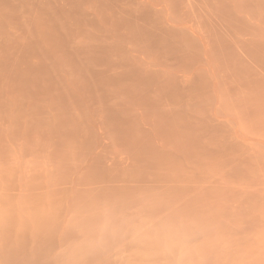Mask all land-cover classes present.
<instances>
[{
    "label": "rangeland",
    "instance_id": "obj_1",
    "mask_svg": "<svg viewBox=\"0 0 264 264\" xmlns=\"http://www.w3.org/2000/svg\"><path fill=\"white\" fill-rule=\"evenodd\" d=\"M260 22L218 52L238 56L181 58L153 40L145 0H0V264L16 246L24 264H264Z\"/></svg>",
    "mask_w": 264,
    "mask_h": 264
},
{
    "label": "crops",
    "instance_id": "obj_2",
    "mask_svg": "<svg viewBox=\"0 0 264 264\" xmlns=\"http://www.w3.org/2000/svg\"><path fill=\"white\" fill-rule=\"evenodd\" d=\"M153 40L170 43V56L235 57L223 53L244 35L262 32L264 0H145ZM264 31V30H263ZM171 50V49H170Z\"/></svg>",
    "mask_w": 264,
    "mask_h": 264
},
{
    "label": "bare ground",
    "instance_id": "obj_3",
    "mask_svg": "<svg viewBox=\"0 0 264 264\" xmlns=\"http://www.w3.org/2000/svg\"><path fill=\"white\" fill-rule=\"evenodd\" d=\"M1 26H2V25H1ZM2 31H3V30H2ZM7 43H8V41H7ZM9 44H11V43H9ZM11 46H12V45H11ZM14 46H15V45H14ZM6 48H8V47H6ZM12 48H13V47H12ZM219 54H220V53H219ZM217 88H218V87H217ZM123 92H124V91H123ZM252 92L254 93V91H252ZM252 92H251V93H252ZM263 93H264V92H263ZM249 95H252V94H249ZM255 95H256V94H255ZM252 96H253V95H252ZM260 96H261V95H259V98H260ZM256 97H257V96H256ZM263 99H264V98H263ZM253 100H254V99H253ZM251 101H252V100H251ZM251 101H250V102H251ZM259 101H261V100H259ZM255 102H257V101H255ZM259 103H260V102H259ZM263 106H264V105H263ZM53 107H54V106H53ZM60 107H61V106H60ZM60 107H59V108H60ZM256 107H259V106H256ZM59 108H58V109H59ZM62 108H63V107H62ZM261 108H262V107L260 106L259 109L261 110ZM54 109H55V108H54ZM255 109H256V108H255ZM67 111H68V110H67ZM253 111H254V110H253ZM255 111H256V110H255ZM25 112H26V111H25ZM250 112H251V111H250ZM254 113L256 114V112H254ZM58 114H59V113H58ZM67 114H68V113H67ZM256 115H257V114H256ZM54 116H55V115H54ZM70 116H71V114H70ZM57 117L59 118V116H57ZM60 117H61V116H60ZM62 117H63V114H62ZM14 118H15V117H14ZM14 118H13V119H14ZM65 118H66V117H65ZM72 118H73V117H72ZM66 119H67V118H66ZM69 119H70V118H69ZM69 119H68V120H69ZM76 119H77V118H76ZM17 120H18V118H17ZM53 120H54V119H53ZM62 120H63V119H62ZM62 120H61V121H62ZM73 120H74V119H73ZM258 120H259V119H258ZM64 121H65V120H64ZM70 121H71V120H70ZM15 122H16V121H15ZM55 122H56V121H55ZM55 122H54V124H55ZM62 122H63V121H62ZM77 122H78V121H77ZM77 122H76V124H77ZM17 123H18V122H17ZM17 123H16V124H17ZM60 123H61V122H60ZM68 123H69V122H68ZM70 123L74 124V122H70ZM79 123H80V121H79ZM16 124H15V125H16ZM48 124H49V123H48ZM48 124H47V125H48ZM50 124L54 125L53 122L50 123ZM58 124H59V123H58ZM61 124H62V123H61ZM61 124H60V125H61ZM63 125H65V124H63ZM78 125H79V124H78ZM18 126H19V125H18ZM81 126H82V125H81ZM51 127H52V126H51ZM58 127H59V126H58ZM73 127H74V125H73ZM76 127H77V126H76ZM76 127H75V128H76ZM18 128H19V127H18ZM60 128H61V127H60ZM14 129H15V128H14ZM28 129H29V128H28ZM34 129H38V128H36V126H35V128H33L32 130H34ZM45 129H46V128H45ZM53 129H54V128H53ZM58 130H59V129H58ZM14 131H16V130H14ZM28 131H29V130H28ZM38 131H39V130H38ZM41 131L43 132V130H41ZM41 131H40V132H41ZM48 131H49V129H48ZM70 131H71V130H70ZM128 131H129V130H128ZM167 131H168V129H167ZM34 132H35V130H34ZM36 132H37V131H36ZM44 132H46V131L44 130ZM44 132H43V134H44ZM55 132H56V131H55ZM60 132H61V131H60ZM63 132H64V131H63ZM68 132H69V131H68ZM72 132H74V131H72ZM131 132H132V131H131ZM17 133H18V132H17ZM50 133H52V132H50ZM57 133H58V132H57ZM171 133H172V132H171ZM27 134H28V133H27ZM124 134H125V131H124ZM69 135H70V134H69ZM125 135H126V134H125ZM127 135H128V133H127ZM169 135H170V134H169ZM72 136H73V135H72ZM75 137H76V134H75ZM125 137H126V136H125ZM140 137H141V136H140ZM142 138H143V137H142ZM134 139H135V138H134ZM146 139H147V138H146ZM148 140H149V139H148ZM173 140H174V139H173ZM181 140H182V139H181ZM35 141H36V140H35ZM73 142H74V141H73ZM131 142H132V141H131ZM133 142H134V140H133ZM143 142H144V141H143ZM74 143H75V142H74ZM74 143H73V144H74ZM144 143H145V142H144ZM179 143H180V142H179ZM73 144H72V145H73ZM181 144H182V143H181ZM183 144H185V143H183ZM64 145H65V144H64ZM64 145H63V146H64ZM133 145H134V144H133ZM143 145H144V144H143ZM151 145H152V144H151ZM176 145H179V144H177V142H176ZM186 145H188V144H186ZM69 146H70V145H69ZM74 146H75V144H74ZM84 146H85V145H84ZM139 146H140V144H139ZM139 146H138V147H139ZM146 146H147V145H146ZM180 146H181V145H180ZM180 146H179V147H180ZM71 147H72V146H71ZM142 147H144V146H142ZM182 147H183V146H182ZM68 148H69V147H68ZM72 148H73V147H72ZM133 148H135V147H133ZM183 148H184V147H183ZM183 148H182V150H183ZM78 149H79V148H78ZM146 149H148V148H146ZM150 149H151V148H150ZM189 149H190V148H189ZM189 149H188V150H189ZM71 150H72V149H69L70 153L72 154ZM134 150H135V149H134ZM182 150H181V151H182ZM203 150H204V149H203ZM203 150H202V151H203ZM69 151H68V152H69ZM68 152H67V153H68ZM78 152H79V151H78ZM82 152H83V151H82ZM82 152H81V154H82ZM142 152H143V151H142ZM154 152H156V151H154ZM184 152H186V151H184ZM203 152H204V151H203ZM203 152H201V153H203ZM74 153H75V151H74ZM76 153H77V152H76ZM133 153H134V152H133ZM152 153H153V152H152ZM162 153H163V152H162ZM162 153H161V154H162ZM170 153H171V152H170ZM189 153H190V152H189ZM144 154H145V153H144ZM161 154H159V155H161ZM65 155H66V154H65ZM78 155H79V154H78ZM140 155H141V154H139V156H140ZM151 155H152V154H151ZM159 155H158V156H159ZM182 155H183V154H182ZM203 155H204V154H203ZM61 156H62V155H61ZM141 156H142V155H141ZM147 156H148V155H147ZM165 156H166V155H165ZM183 156H184V155H183ZM192 156H193V155H192ZM62 157H63V156H62ZM70 157H71V155H70ZM70 157H69V159H70ZM75 157H76V154H75ZM75 157H74V158H75ZM150 157H152V156H150ZM156 157H157V156H156ZM156 157H155V158H156ZM160 157H162V156H160ZM169 157H170V156H169ZM187 157H188V156H187ZM193 157H194V156H193ZM195 157H196V156H195ZM195 157H194V158H195ZM64 158H65V157H64ZM77 158H78V157H76V159H77ZM153 158H154V157H153ZM155 158H154V159H155ZM163 158H164V157H163ZM167 158H168V157H167ZM148 159H149V158H148ZM157 159H158V158H157ZM160 159H161V158H160ZM164 159H165V158H164ZM169 159H170V158H169ZM169 159H168V160H169ZM187 159H188V158H187ZM189 159H190V158H189ZM205 159H206V158H205ZM209 159H210V158H209ZM215 159H216V157H215ZM219 159H220V157H219ZM60 160H61V159H60ZM65 160H67V159L65 158ZM65 160H64V161H65ZM70 160H71V159H70ZM72 160H73V159H72ZM72 160H71V161H72ZM138 160H139V159H138ZM161 160H162V159H161ZM172 160H173V158H172ZM200 160H201V159H200ZM36 161H37V160H36ZM62 161H63V159H62ZM67 161H68V160H67ZM73 161H74V160H73ZM173 161H174V160H173ZM188 161H189V160H188ZM193 161H194V160H193ZM193 161H192V162H193ZM198 161H199V160H198ZM210 161H211V160H210ZM68 162H69V161H68ZM160 162H161V161H160ZM164 162H165V161H164ZM164 162H163V163H164ZM170 162H171V160H170ZM177 162H179V161H177ZM61 163H62V162H61ZM66 163H67V162H66ZM66 163H65V164H66ZM149 163H150V162H149ZM154 163H155V162H154ZM202 163H203V162H202ZM210 163H211V162H210ZM210 163H209V164H210ZM221 163H222V162H221ZM63 164H64V163H63ZM63 164H62V165H63ZM65 164H64V165H65ZM70 164H71V163H70ZM158 164H159V162H158ZM171 164H172V163H171ZM223 164H224V163H223ZM162 165H163V164H162ZM162 165H161V166H162ZM181 165H182V164H181ZM210 165H211V164H210ZM224 165H225V164H224ZM153 166H154V165H153ZM164 166H165V165H164ZM213 166H214V165H213ZM60 167H61V166H60ZM69 167H70V168H73V167H71V166H69ZM69 167H68L67 169H69ZM159 167H160V166H159ZM175 167H176V165H175ZM177 167H178V166H177ZM199 167H200V166H199ZM216 167H217V166H216ZM146 168H147V167H146ZM160 168H161V167H160ZM181 168H183V167H181ZM62 169H63V166H62L61 170H62ZM67 169H66V170H67ZM155 169H156V168H155ZM172 169H174V167H173ZM146 170H147V169H146ZM154 171H155V170H154ZM165 171H166V170H165ZM170 171H171V170H170ZM173 171H174V170H173ZM184 171H185V170H184ZM211 171H212V170H211ZM177 172H179V171H177ZM182 172H183V171H182ZM90 173H91V171H90ZM90 173H88V174H90ZM100 173H101V172H100ZM111 173H112V172H111ZM187 173H188V172H187ZM208 173H209V172H208ZM64 174H65V173H64ZM92 174H93V173H92ZM97 174H98V173H97ZM112 174H114V173H112ZM124 174H125V173H124ZM127 174H128V173H127ZM164 174H166V173H164ZM170 174H171V173H170ZM172 174H173V172H172ZM179 174H180V173H179ZM185 174H186V173H185ZM185 174H184V175H185ZM195 174H196V173H195ZM9 175H10V174H9ZM114 175H115V174H114ZM174 175H175V174H174ZM192 175H193V174H192ZM62 176H63V175H62ZM93 176H94V174H93ZM99 176H101V175H99ZM158 176H159V175H158ZM169 176H170V175H169ZM179 176H180V175H178V178L180 179ZM188 176H189V175H188ZM194 176H195V175H194ZM246 176H247V175H246ZM65 177H66V176H65ZM88 177H90V176H88ZM95 177H96V176H95ZM97 177H98V176H97ZM163 177H164V176H163ZM165 177H167V176H165ZM172 177H173V176H172ZM174 177H176V176H174ZM174 177H173V178H174ZM183 177H184V176H183ZM198 177H199V176H198ZM198 177H197V178H198ZM242 177H243V175H242ZM242 177H241V178H242ZM34 178H35V177H34ZM34 178H33V179H34ZM85 178H86V177H85ZM91 178H92V177H91ZM252 178H253V177H252ZM94 179H95V178H94ZM98 179H99V178H98ZM188 179H189V177H188ZM193 179H194V178H193ZM195 179H196V178H195ZM199 179H200V177H199ZM9 180H10V179H9ZM34 180H37V179H34ZM182 180H183V179H182ZM201 180H202V178H201ZM240 180H242V179H240ZM250 180H251V179H250ZM202 181H203V180H202ZM199 182H200V181H199ZM204 182H205V181H204ZM31 183H32V182H31ZM33 183H35V182H33ZM33 183H32V185H33ZM202 183H203V182H202ZM37 184H38V183H37ZM35 185H36V184H35ZM199 185H200V184H199ZM202 185H203V184H202ZM31 187H34V185L31 186ZM175 187H176V186H175ZM183 187H184V186H183ZM197 187H198V186H197ZM186 188H189V187H186ZM191 188H192V187H191ZM207 188H208V187H207ZM165 189H166V188H165ZM169 189H170V188H169ZM171 189H172V187H171ZM173 189H174V188H173ZM111 190H113V189H111ZM150 190L152 191V189H150ZM185 190H186V189H185ZM194 190H195V188H194ZM194 190H193V191H194ZM218 190H219V189H218ZM101 191H102V190H101ZM120 191H121V188H120ZM124 191H125V189H124ZM148 191H149V190H148ZM148 191H147V192H148ZM151 191H149V192H151ZM155 191H156V189H155ZM172 191H173V190H172ZM186 191H188V190H186ZM202 191H203V189H202ZM205 191H206V190H205ZM98 192H100V191H98ZM106 192H107V191H106ZM106 192H105V193H106ZM109 192H110V191H108V193H109ZM112 192H113V191H112ZM116 192H117V191H116ZM147 192H146V193H147ZM166 192H167V190H166ZM177 192H178V191H177ZM210 192H211V191H210ZM215 192H216V191H215ZM103 193H104V192H103ZM103 193H101V194H103ZM131 193H133V192H131ZM131 193H129V196L131 195ZM135 193H136V192H135ZM157 193H158V192H157ZM169 193H170V191H169ZM172 193H174V192H172ZM190 193H191V192H190ZM207 193H208V192H207ZM219 193H220V191H219ZM95 194H96V193H95ZM121 194H122V193H121ZM123 194H124V193H123ZM155 194H156V193H155ZM159 194H160V193H159ZM159 194H158V195H159ZM185 194H186V193H185ZM185 194H184V195H185ZM213 194H215V193H213ZM221 194H222V193H221ZM230 194H231V193H230ZM252 194H254V196H256L255 193H252ZM257 194H258V193H257ZM103 195H104V194H103ZM114 195L116 196V194L113 193V196H114ZM118 195H119V193H118ZM135 195H136V194H135ZM149 195H151V194H149ZM161 195H162V194H161ZM169 195H170V194H169ZM174 195H176V193H175ZM179 195H182V193L179 194ZM200 195H201V194H200ZM211 195H212V194H211ZM211 195H210V197H211ZM239 195H240V194H239ZM32 196H33V195H32ZM60 196H61V195H60ZM106 196H107V195H106ZM108 196L110 197V196H112V195H108ZM113 196H112V198L115 197V196H114V197H113ZM147 196H148V195H147ZM152 196H154V195H152ZM156 196H157V195H156ZM156 196H155V197H156ZM162 196H164V194H163ZM162 196H160V197L163 198ZM165 196H166V195H165ZM217 196H218V195H217ZM227 196H228V195H227ZM231 196H234V195H231ZM240 196H241V195H240ZM248 196H249V195H248ZM56 197L58 198V195H56ZM96 197H97V196H96ZM101 197H102V196H101ZM127 197H128V196H127ZM134 197H135V196H134ZM145 197H146V195H145ZM145 197H144V198H145ZM155 197H154V198H155ZM169 197L172 198V196H169ZM174 197H175V196H174ZM181 197H182V196H181ZM213 197H214V196H213ZM35 198H37V196H36ZM48 198L50 199L51 197H48ZM48 198H47V199H48ZM62 198H63V197H62ZM107 198H108V197H107ZM115 198H116V197H115ZM123 198H124V197H123ZM131 198H132V197H131ZM178 198H179V196H178ZM184 198H185V197H184ZM193 198H194V197H193ZM216 198L218 199L219 197H216ZM224 198H225V197H224ZM233 198H234V197H233ZM233 198H232V199H233ZM256 198H257V197H256ZM7 199H8V198H7ZM7 199L5 200V203H6ZM42 199H43V198H42ZM54 199H55V198H54ZM89 199H90V198H89ZM121 199H122V195H121ZM125 199H126V198H125ZM129 199H130V198H129ZM135 199H136V198H135ZM135 199H134V200H135ZM139 199H140V197H139ZM181 199H183V198H181ZM240 199H241V197H240ZM246 199H247V198H246ZM258 199H259V197H258ZM260 199H261V198H260ZM3 200H4V199H3ZM31 200H32V199H31ZM33 200H35V199H34V196H33ZM59 200H60V199H59ZM99 200H100V199H99ZM107 200H108V199H107ZM118 200H119V199H118ZM126 200H128V199H126ZM142 200H144V199H142ZM148 200H149V199H148ZM153 200H154V199H153ZM153 200H152V201H153ZM173 200H174V199H173ZM173 200H171V201H173ZM177 200H178V199H177ZM177 200H176V201H177ZM195 200H196V199H195ZM198 200H199V199H198ZM209 200H210V199H209ZM1 201H2V200H1ZM47 201H48V200H47ZM83 201H84V200H83ZM110 201H112V199H110ZM120 201H122V200H120ZM131 201H132V200H131ZM149 201H150V200H149ZM149 201H148V202H149ZM162 201H163V199H162ZM162 201H161V202H162ZM168 201H169V200H168ZM178 201H179V200H178ZM183 201H184V200H183ZM189 201H191V199H189ZM218 201H219V200H218ZM228 201L230 202V199H229ZM248 201H252V202H254L253 200H248ZM259 201H261V200H259ZM7 202H8V201H7ZM10 202H11V201H10ZM33 202H35V201H33ZM36 202H37V201H36ZM36 202H35V203H36ZM51 202H52V201H51ZM53 202H54V201H53ZM58 202H59V201H58ZM86 202H88V201H86ZM113 202H114V200H113ZM113 202H112V203H113ZM122 202H123V201H122ZM128 202H130V201H128ZM135 202H136V201H135ZM135 202H134V203H135ZM166 202H167V201H166ZM169 202H170V201H169ZM191 202H192V201H191ZM199 202H201V201H199ZM220 202H221V201H220ZM222 202H223V201H222ZM1 203H2V202H1ZM5 203H2V204L6 206ZM14 203H15L14 205H13V204H11V205H12V206H15V205L17 204L16 202H14ZM38 203H39V202H38ZM43 203H44V201H43ZM43 203H42V204H43ZM46 203H47V202H46ZM77 203H78V202H77ZM82 203H83V202H82ZM92 203H93V202H92ZM95 203H96V202H95ZM118 203H120V202H118ZM143 203H144V202H143ZM146 203H147V202H146ZM151 203H152V202H151ZM153 203H154V202H153ZM153 203H152V204H153ZM157 203H158V202H157ZM170 203H172V202H170ZM176 203H177V202H176ZM185 203H187V202H185ZM196 203H197V202H196ZM7 204H9V203H7ZM36 204H37V203H36ZM40 204H41V203H40ZM49 204H50V203H49ZM99 204H101V203H99ZM102 204H104V203H102ZM113 204H114V203H113ZM123 204H125V203H123ZM129 204H130V203H129ZM147 204H148V203H147ZM149 204H150V203H149ZM149 204H148V205H149ZM197 204H198V203H197ZM259 204H260V203H259ZM37 205H38V204H37ZM47 205H48V204H47ZM57 205H58V204L55 205L56 208H57V207H60V206H57ZM75 205H76V203H75ZM83 205H84V204H83ZM107 205H108V204H107ZM118 205H120V204H118ZM131 205H132V204H131ZM139 205H140V204H139ZM141 205H142V204H141ZM157 205H158V204H157ZM159 205H161V203H160ZM163 205H165V204H163ZM172 205H173V204H172ZM188 205H189V204H188ZM202 205H203V204H202ZM206 205H207V204H206ZM251 205H252V204H251ZM12 206H11V208H12ZM40 206H41V205H40ZM42 206H43V205H42ZM81 206H82V204H81ZM85 206H86V205H85ZM101 206H102V205H101ZM112 206H113V205H112ZM120 206H121V205H120ZM120 206H118V207H120ZM122 206H123V205H122ZM125 206H126V205H125ZM125 206H124V207H125ZM128 206H129V205H128ZM128 206H127V208H128ZM145 206H146V205H145ZM150 206L152 207V205H150ZM182 206H183V205H182ZM191 206H193V204H192ZM18 207H19V206H18ZM43 207H44V206H43ZM52 207H53V205H52ZM109 207H110V206H109ZM113 207H114V206H113ZM118 207H116V209H118ZM141 207H142V206H141ZM151 207H150V208H151ZM155 207H156V206H155ZM176 207H177V205H176ZM178 207H179V206H178ZM197 207H198V206H197ZM206 207H207V206H206ZM253 207H254V206H253ZM37 208H38V207H37ZM62 208H63V205H62ZM86 208H87V207H86ZM163 208H164V207H163ZM174 208H175V207H174ZM179 208H180V207H179ZM179 208H178V209H179ZM188 208H189V207H188ZM224 208H225V207H224ZM8 209H9V208H7V210H8ZM44 209H45V208H44ZM84 209H85V208H84ZM103 209H104V208H103ZM113 209H114V208H113ZM121 209H123V208H121ZM156 209H158V208H156ZM166 209H168V208H166ZM166 209H164V210H166ZM175 209H176V208H175ZM178 209H177V210H178ZM213 209H214V208H213ZM248 209H250V208H248ZM119 210H120V208H119ZM160 210H162V209H160ZM169 210H170V209H169ZM192 210H194V209H192ZM0 211H1V210H0ZM5 211H6V210H5ZM5 211H4V212H5ZM39 211H40V210H39ZM73 211H74V210H73ZM75 211H76V210H75ZM92 211H93V210H92ZM105 211H108V210L106 209ZM173 211H175V210H173ZM173 211H171L170 214H171ZM183 211H184V210H183ZM220 211H222V209H221ZM49 212H51L50 208H49ZM57 212H59V211H57ZM61 212H62V211H61ZM76 212H77V211H76ZM88 212H89V211H88ZM152 212H153V211H152ZM156 212H157V211H156ZM186 212H187V211H186ZM246 212L248 213L249 211L247 210ZM0 213H1V212H0ZM22 213H23V211H22ZM29 213H31V212H29ZM43 213H44V212H42V215H43ZM55 213H56V212H55ZM59 213H60V212H59ZM90 213H91V212H90ZM103 213H104V212H103ZM110 213H111V212H110ZM115 213H116V211L114 210V211H113V214H115ZM118 213H119V212H118ZM158 213H159V212H158ZM204 213H206V212H204ZM229 213H230V212H229ZM229 213H228V215H229ZM247 213H244V212H243V214H247ZM15 214H16V213H15ZM53 214H54V213H53ZM81 214H83V212H82ZM86 214H87V213H86ZM86 214H85V212H84V216H85ZM88 214H89V213H88ZM91 214H92V213H91ZM161 214H162V213H161ZM174 214H175V213H174ZM174 214H173V216H174ZM199 214H200V213H199ZM201 214H203V213H201ZM231 214H232V213H231ZM252 214H253V213H252ZM1 215H3V214L1 213ZM5 215H6V214H5ZM5 215H3V216L5 217ZM28 215H29V214H28ZM31 215H32V213H31ZM44 215H46V212H45ZM54 215H56L55 217H57V215L59 216V214H54ZM79 215H80V213H79ZM111 215H112V214H111ZM111 215H109V216H111ZM116 215H117V214H116ZM116 215H115V217H116ZM167 215H168V214H167ZM176 215H177V214H176ZM203 215H204V214H203ZM225 215H226V214H225ZM228 215H227V216H228ZM18 216H20V211H19ZM24 216L26 217L27 215H24ZM97 216H98V214H97ZM157 216H158V215H157ZM168 216H169V215H168ZM181 216H182V215H181ZM247 216H248V215H247ZM4 217H3V219H4ZM13 217H15V216H13ZM21 217L23 218V216H21ZM38 217H39V216H37L36 219H37ZM44 217H45V216H44ZM74 217H75V216H74ZM86 217H87V216H86ZM94 217H95V216H94ZM102 217H103V220H104V216H102ZM113 217H114V216H113ZM152 217H153V216H152ZM154 217H156V216H154ZM169 217H170V216H169ZM176 217H177V216H176ZM178 217H179V215H178ZM200 217H201V216H200ZM1 218H2V217H1ZM27 218H29V217H27ZM40 218H41V216H40ZM40 218H39V220H40ZM62 218H63V217H62ZM77 218H78V217H77ZM92 218H93V217H92ZM117 218H118V217H117ZM121 218H122V216H121V217L119 216L120 221H122ZM126 218H127V217H126ZM181 218H182V217H181ZM229 218H230V217H229ZM78 219L80 220V218H78ZM81 219H82V218H81ZM100 219H101V217L98 218V219L95 218L96 221H97V220L100 221ZM112 219H113V218H111V220H112ZM123 219H125V218H123ZM164 219H165V218H164ZM225 219L227 220V218H225ZM239 219H240V217H239ZM7 220H8V218H7ZM22 220H23V219H22ZM37 220H38V219H37ZM41 220H43V219L41 218ZM47 220H48V219H47ZM54 220H55V219H54ZM74 220H75V219H74ZM105 220H106V219H105ZM105 220H104V221H105ZM113 220H114V219H113ZM176 220H178V219L176 218ZM196 220H197V219H196ZM5 221H6V220H5ZM5 221H4V222H5ZM9 221H10V220H9ZM9 221H8V222H9ZM19 221H20V220H19ZM61 221H62V220H61ZM61 221H60V222H61ZM64 221H65V220H64ZM89 221H90V220H89ZM101 221H102V220H101ZM106 221H107V220H106ZM120 221H117V223L120 222ZM189 221H190V220H189ZM204 221H205V219H204ZM0 222H2V219L0 220ZM33 222H34V221H33ZM33 222L31 221V223H33ZM35 222H36V221H35ZM41 222H42V221H41ZM57 222H58V220H57ZM91 222H94V221H91ZM97 222H98V221H97ZM124 222H125V221H124ZM124 222H123V223H124ZM127 222H128V221H127ZM141 222H142V221H141ZM155 222H156V221H155ZM187 222H188V221H187ZM191 222H192V221H191ZM212 222H213V221H212ZM215 222H216V221H215ZM222 222H223V221H222ZM230 222H231V221H230ZM256 222H257V220H256ZM5 223H6V222H5ZM21 223H22V221H21ZM43 223H44V222H43ZM66 223H67V222H66ZM100 223L102 224V222H100ZM103 223H104V222H103ZM105 223H106V222H105ZM108 223H109V222H108ZM110 223H111V222H110ZM123 223H122V225H123ZM125 223H126V222H125ZM129 223H130V222H129ZM147 223H148V222H147ZM156 223H157V222H156ZM181 223H182V222H181ZM181 223H179V224L181 225ZM194 223H195V222H194ZM223 223H224V222H223ZM1 224L3 225V223H1ZM36 224H37V223H36ZM36 224H35V225L32 224V225L35 226V228H36V227H37ZM40 224H41V223H39V225H40ZM63 224H64V223H63ZM75 224H76V223H75ZM98 224H99V223H98ZM101 224H100V225H101ZM113 224H114V221H113V223H112L111 225H113ZM118 224H119V223H118ZM164 224H165V223H164ZM164 224H163V225H164ZM182 224H183V223H182ZM200 224H201V223H200ZM209 224H210V223H209ZM216 224H217V223H216ZM225 224H226V223H225ZM251 224H252V223H251ZM255 224H256V223H255ZM25 225H26V224H25ZM32 225H31V227H32ZM37 225H38V224H37ZM68 225H69V224H68ZM88 225H89V224H88ZM104 225H105V224H103V226H101V228H103ZM111 225H109V226H111ZM116 225H117V224H116ZM158 225H159V224H158ZM168 225H169V224H168ZM189 225H190V222H189ZM210 225H211V224H210ZM13 226H15V225H13ZM20 226H22V224H21ZM44 226H46V225H43V227H44ZM49 226H50V225H49ZM66 226H67V225H66ZM80 226H81V225H80ZM96 226H97V224H96ZM106 226H107V225H106ZM106 226H105V227H106ZM113 226H114V225H113ZM123 226H124V225H123ZM123 226H122V227H123ZM149 226H150V225H149ZM201 226H203V225H201ZM255 226H256V225H255ZM3 227H4V226H3ZM22 227H23V226H22ZM43 227H41V229H42ZM47 227H48V226H47ZM51 227H52V226H51ZM53 227H54V226H53ZM53 227H52V228H53ZM62 227H64V226H62ZM62 227H61V228H62ZM72 227H73V226H72ZM92 227L94 228V226H92ZM98 227H99V225H98ZM98 227H97V228H98ZM114 227H115V226H114ZM117 227H118V225H117ZM117 227H116V228H117ZM120 227H121V226H120ZM147 227H148V225H147ZM155 227H156V226H155ZM160 227H162V226H160ZM168 227H169V226H168ZM182 227H183V226H182ZM185 227H186V226H185ZM205 227H206V226H205ZM227 227H228V226H227ZM1 228H2V227H1ZM7 228L10 229L9 226H8ZM13 228H14V227H13ZM23 228H24V227H23ZM70 228H71V227H70ZM70 228H68V230H69ZM74 228H75V227H74ZM74 228H72V229H74ZM97 228H96V229H97ZM107 228H108V227H107ZM109 228H110V227H109ZM111 228H112V226H111ZM111 228H110V229H111ZM123 228H124V227H123ZM142 228H143V227H142ZM150 228H151V227H150ZM171 228H172V227H171ZM214 228H215V226H214ZM36 229H37V228H36ZM43 229H44V228H43ZM45 229H46V228H45ZM48 229H49V228H48ZM50 229H51V228H50ZM72 229H71V230H72ZM113 229H114V228H113ZM139 229H140V228H139ZM181 229H182V228H181ZM207 229H209V228H207ZM210 229H213V227L210 228ZM210 229H209V230H210ZM215 229H216V228H215ZM224 229H226V227H225ZM25 230H26V229H25ZM55 230H56V229H55ZM68 230H67V231H68ZM76 230H77V229H76ZM86 230H87V229H86ZM86 230H85V231H86ZM91 230H93V229L91 228L90 231H91ZM94 230H95V228H94ZM100 230H101V229L99 228V230H97V231L100 232ZM104 230H105V229H104ZM107 230H108V229H107ZM115 230H116V229H115ZM119 230H120V229H118V232H119ZM122 230H123V229H122ZM148 230H149V229H148ZM168 230H169V229H168ZM170 230H172V229H170ZM170 230H169V231H170ZM182 230H183V229H182ZM182 230H181V231H182ZM200 230H201V229H200ZM216 230H217V229H216ZM14 231H15V229H14ZM35 231H36V230H35ZM41 231H43V230H41ZM47 231H48V230H47ZM56 231H57V230H56ZM72 231H73V230H72ZM102 231H103V230H102ZM102 231H101V232H102ZM105 231H106V230H105ZM109 231H110V230H109ZM109 231H108V232H109ZM142 231H143V230H142ZM150 231H151V230H150ZM156 231H157V230H156ZM186 231H187V230H186ZM189 231H190V230H189ZM204 231H205V230H204ZM8 232H9V230H8ZM20 232H21V231H20ZM26 232H28V230L25 231V234H26ZM29 232H30V231H29ZM33 232H34V231H33ZM33 232H32V233H33ZM48 232H49V231H48ZM57 232H58V231H57ZM99 232H96V233H98V234L95 233L96 236L99 235ZM113 232H114V230H113ZM118 232H117V230H116L115 233H118ZM120 232H121V231H120ZM143 232H145V231H143ZM151 232H152V231H151ZM179 232H180V231H179ZM195 232H199V231H195ZM200 232H201V231H200ZM214 232H215V231H214ZM9 233H10V232H9ZM23 233H24V232H23ZM23 233H21V234H23ZM44 233H47V232L45 231ZM53 233H54V232H53ZM67 233H68V232H66V234H67ZM73 233H74V232H73ZM75 233H76V232H75ZM81 233H82V231H81ZM83 233H84L83 235H85V232H83ZM89 233H91V232H89ZM104 233H105V232H104ZM111 233H112V231H111ZM111 233H110V236L112 237V239H114L115 237L118 236V235L116 234V235L114 236V238H113V236L111 235ZM121 233H123V231H122ZM137 233H138V232H137ZM139 233H141V232L139 231ZM158 233H159V232H158ZM161 233H162V232H161ZM161 233H160V234H161ZM204 233H205V232H204ZM208 233H209V232H208ZM210 233H211V232H210ZM210 233H209V234H210ZM6 234H7V233H6ZM21 234H20V237L22 238ZM30 234H31V233H30ZM54 234H55V233H54ZM58 234H59V233H58ZM60 234H61V233H60ZM100 234H101V233H100ZM108 234H109V233H108ZM108 234H107V235H108ZM211 234H212V233H211ZM211 234H210V235H211ZM214 234H215V233H214ZM8 235H9V234H8ZM13 235H14V234H13ZM42 235H43V233H42ZM64 235H65V234H64ZM68 235H69V234H68ZM91 235H93V234H91ZM101 235H102V234H101ZM101 235H100V236H101ZM119 235H120V234H119ZM133 235H134V234H133ZM158 235H159V234H158ZM166 235H167V234H165V236H166ZM183 235H184V234H183ZM183 235H182V236H183ZM187 235H188V234H187ZM196 235H199V234H196ZM218 235H219V233H218ZM36 236H39V235H36ZM40 236H41V235H40ZM43 236H44V235H43ZM73 236H74V235H73ZM73 236H71V237H73ZM75 236H76V235H75ZM77 236H78V235H77ZM94 236H95V235H94ZM94 236H93V238H94ZM102 236H103V235H102ZM104 236H105V235H104ZM120 236H121V235H120ZM145 236H146V235H145ZM185 236H186V235H185ZM4 237H6V236H4ZM41 237H42V236H41ZM49 237H50V236H49ZM53 237H54V236H53ZM89 237H90V236H89ZM89 237H88V238H89ZM111 237H110V238H111ZM118 237H119V236H118ZM122 237H123V236H122ZM133 237H134V236H133ZM166 237H167V236H166ZM166 237H165V238H166ZM191 237H192V236H191ZM221 237H222V236H221ZM16 238H17V237H15V239H16ZM21 238H20V239H21ZM24 238H25V237H24ZM24 238H23V239H24ZM99 238H100V237H99ZM103 238H105V237H103ZM123 238H124V237H123ZM137 238H139V237H137ZM158 238H159V237H158ZM184 238H185V237H184ZM215 238H216V236H215ZM5 239H6V238H5ZM28 239H29V237H28ZM31 239H32V238H31ZM70 239H71V238H70ZM78 239H79V237H78ZM85 239H86V238H85ZM106 239H109V238L107 237ZM143 239H144V238H143ZM151 239H152V238H151ZM154 239H155V238H154ZM156 239H157V238H156ZM221 239H222V238H221ZM1 240H2V239H1ZM16 240H17V239H16ZM21 240H22V239H21ZM32 240H33V239H32ZM134 240H135V239H134ZM148 240H149V239H148ZM148 240H147V241H148ZM165 240H167V239H165ZM165 240H164V241H165ZM184 240H185V239H184ZM218 240H219V239H218ZM223 240H225V239H223ZM92 241H93V240H92ZM94 241H95V240H94ZM103 241H105L106 243L109 242V241H106V240H103ZM118 241H119V240H118ZM143 241H144V240H143ZM152 241H154V240H152ZM152 241H151V242H152ZM164 241H163V242H164ZM216 241H217V240H216ZM219 241H220V240H219ZM9 242H10V241H9ZM9 242H8V243H9ZM27 242H29V241H27ZM35 242H36V240H35ZM35 242H34V243H35ZM46 242H48V241H46ZM51 242H52V240H51ZM73 242H74V241H73ZM96 242H97V241H96ZM96 242H95L94 244H96ZM112 242H113V240H112ZM19 243H20V242H19ZM19 243H18V244H19ZM55 243H56V242H55ZM77 243H78V242H77ZM81 243H82V242H81ZM91 243H92V242H91ZM102 243H103V242H102ZM113 243H114V242H113ZM116 243H117V242H116ZM116 243H115V244H116ZM118 243H119V242H118ZM118 243H117V244H118ZM134 243H135V242H134ZM143 243H144V242H143ZM145 243H146V242H145ZM153 243H155V242H153ZM6 244H7V243H6ZM35 244H36V243H35ZM45 244H46V243H45ZM49 244H51V243L49 242ZM140 244H141V243H140ZM151 244H152V243H151ZM155 244H156V243H155ZM157 244H158V243H157ZM173 244H174V243H173ZM207 244H208V243H207ZM207 244H206V245H207ZM213 244H214V243H213ZM213 244H210V245H213ZM215 244H218V243L215 242ZM0 245H1V244H0ZM12 245H13V244L11 243V246H12ZM14 245H15V244H14ZM36 245H37V244H36ZM40 245H41V244H40ZM40 245H37V246H40ZM73 245H74V244H73ZM79 245H80V244H79ZM81 245H82V244H81ZM107 245H108V244H107ZM107 245H105V247H107ZM133 245H134V244H133ZM138 245H139V244H138ZM141 245H142V244H141ZM160 245H162V244H160ZM2 246H3V245H2ZM2 246H1V247H2ZM7 246H8V245H7ZM11 246L9 245L8 248H10ZM24 246H25V245H24ZM34 246H35V245H34ZM45 246H46V245H45ZM69 246H70V245H69ZM92 246H93V244H92ZM92 246H91V248H92ZM95 246H97V245H95ZM102 246L104 247V244H102ZM110 246H111V245H110ZM158 246H159V244H158ZM168 246H169V245H168ZM173 246H174V245H173ZM183 246H184V245H183ZM183 246H182V247H183ZM192 246H193V245H192ZM198 246H199V245H198ZM221 246H222V245H220V247H221ZM223 246H224V245H223ZM1 247H0V248H1ZM14 247H15V246H14ZM16 247H17V246H16ZM16 247H15V249H14V250H16V252H12V253H10V252L8 251V248H7V247H3V249L7 248L8 253H10V255H7V257H10V256H11L12 264H24V263L22 262L23 260L20 259V258H22V256L20 257V256L18 255L19 253H17V249H18V247H17V248H16ZM20 247H21V246H20ZM20 247H19V248H20ZM26 247H27V246H26ZM30 247H31V246H30ZM43 247H44V246H43ZM47 247H48V246H47ZM47 247H46V248H47ZM49 247H50V245H49ZM49 247H48V248H49ZM54 247H55V246H54ZM97 247L99 248V246H97ZM144 247H146V246H144ZM159 247H160V246H159ZM182 247H181V248H182ZM38 248H39V247H38ZM38 248H37V249H38ZM68 248H69V247H68ZM84 248H85V247H84ZM88 248H89V247H88ZM91 248H90V250L93 249V248H92V249H91ZM100 248H101V247H100ZM141 248H142V247H141ZM141 248H140V249H141ZM195 248H196V247H195ZM213 248H215V247H213ZM27 249H28V247H27ZM44 249H45V247H44ZM51 249H52V248H50V250H51ZM94 249H96V248H94ZM105 249H106V248H105ZM144 249H146V248H143V250H144ZM149 249H150V248H149ZM151 249H152V248H151ZM153 249H154V248H153ZM159 249H161V248H159ZM165 249H166V246H165ZM167 249H168V248H167ZM199 249H200V248H199ZM207 249H208V248H207ZM207 249H206V250H207ZM210 249H212V248H210ZM22 250H23V249H22ZM29 250L32 251L31 249H29ZM42 250H43V249H42ZM42 250H40V251H42ZM45 250H46V249H45ZM50 250H49V251H50ZM55 250H56V249H55ZM85 250H87V249H85ZM100 250H101V249H99V252H100ZM168 250H169V249H168ZM218 250H219V248H218ZM10 251H11V250H10ZM18 251H19V250H18ZM30 251H29V252H30ZM40 251H39V252H40ZM53 251H54V250H53ZM75 251H76V250H75ZM78 251H79V250H78ZM93 251H94V250H93ZM93 251H92V252H93ZM97 251H98V250H97ZM141 251H142V250H141ZM147 251H148V249H147ZM154 251H155V250H154ZM161 251H162V250H161ZM165 251H166V250H165ZM196 251H197V249H196ZM37 252H38V251H37ZM39 252H38V253H39ZM73 252H74V251H73ZM95 252H96V251H95ZM198 252H199V251H198ZM0 253H3V252H0ZM67 253H68V252H67ZM85 253H86V252H85ZM102 253H104V252L102 251ZM196 253H197V252H196ZM201 253H202V251H201ZM22 254H24V253H22ZM29 254H30V253H29ZM31 254H33V251H32ZM31 254H30V255H31ZM45 254H46V253H45ZM50 254H51V253H50ZM65 254H66V252H65ZM79 254H80V253H79ZM212 254H213V253H212ZM0 255H1V254H0ZM24 255H25V254H24ZM24 255H23V256H24ZM40 255H41V254H39V256H40ZM47 255H49V254H47ZM51 255H52V254H51ZM68 255H69V254H68ZM73 255H75V254H73ZM77 255H78V254H77ZM94 255H95V253H94ZM97 255H98V254H97ZM106 255H107V254H106ZM106 255H105V256H106ZM142 255H143V254H142ZM200 255H201V254H200ZM205 255H206V254H205ZM216 255H217V254H216ZM4 256H5V255H4ZM25 256H26V255H25ZM63 256H64V255H63ZM98 256H99V255H98ZM139 256H140V255H139ZM150 256H151V255H150ZM156 256H157V255H156ZM211 256H212V255H211ZM0 257H1V256H0ZM28 257H29V256H28ZM52 257H53V256H52ZM52 257H51V258H52ZM56 257H57V256H56ZM64 257H65V256H64ZM66 257H67V256H66ZM70 257H71V256H70ZM87 257H88V255H87ZM94 257H95V256H94ZM141 257H142V256H141ZM208 257H209V256H208ZM212 257H213V256H212ZM212 257H210V258L212 259ZM29 258H30V257H29ZM31 258H32V257H31ZM44 258H46V255L44 256ZM47 258H48V257H47ZM89 258H90V256H89ZM97 258H98V257H97ZM144 258H145V257H144ZM157 258L159 259V258H161V257H157ZM166 258H167V257H166ZM219 258H220V257H219ZM39 259H41V258L39 257ZM39 259H38V260H39ZM62 259H63V258L61 257V260H62ZM81 259H82V258H81ZM85 259H86V258H85ZM102 259H103V258H102ZM145 259H146V258H145ZM195 259H196V258H195ZM199 259H200V258H199ZM3 260H4V259H3ZM41 260H42V259H41ZM47 260H49V258H48ZM50 260H51V259H50ZM57 260H58V258H57ZM90 260H91V259H90ZM138 260H139V258H138ZM151 260H152V259H151ZM155 260H156V258H155ZM160 260H163V258L160 259ZM203 260H204V258H203ZM203 260H200V261H203ZM213 260H214V258L212 259V261H213ZM215 260H216V259H215ZM0 261H1V260H0ZM9 261H10V260H9ZM11 261H10V262H11ZM26 261H27V260H26ZM39 261H40V260H39ZM39 261H38V262H39ZM52 261H53V259H52ZM55 261H56V260H55ZM58 261H59V260H58ZM62 261H64V260H62ZM83 261H84V260H83ZM85 261H86V260H85ZM85 261H84V262H85ZM108 261H109V260H108ZM152 261H153V260H152ZM170 261H171V260H170ZM209 261H210V260H208L207 262L209 263ZM29 262H30V261H29ZM36 262H37V260H36ZM38 262H37V264H40V263H38ZM45 262L48 263V261H45ZM67 262H68V261H67ZM79 262L81 263V261H79ZM104 262H105V261H104ZM126 262H127V261H126ZM145 262H146V261H145ZM158 262H159V261H158ZM168 262H169V261H168ZM171 262H172V261H171ZM7 263H8V262H7ZM46 263H45V264H46ZM54 263H55V262H54ZM54 263H52V264H54ZM108 263H109V262H108ZM123 263H124V262H123ZM8 264H10V263H8ZM31 264H32V263H31ZM49 264H50V263H49ZM61 264H63V263H61ZM70 264H71V263H70ZM85 264H86V263H85ZM88 264H89V262H88ZM105 264H106V262H105ZM155 264H156V263H155ZM176 264H177V263H176ZM180 264H181V263H180ZM210 264H212V263H210ZM227 264H228V263H227Z\"/></svg>",
    "mask_w": 264,
    "mask_h": 264
}]
</instances>
